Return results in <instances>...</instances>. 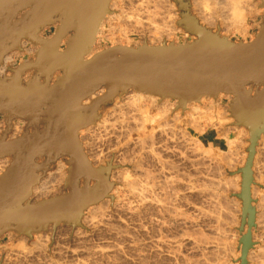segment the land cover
<instances>
[{"label":"rangeland","instance_id":"374dc122","mask_svg":"<svg viewBox=\"0 0 264 264\" xmlns=\"http://www.w3.org/2000/svg\"><path fill=\"white\" fill-rule=\"evenodd\" d=\"M149 2L145 0H112L109 10L110 15L114 18L111 21L110 19L106 20L107 17L104 19L103 30H101L100 36L97 32L95 37L99 39L96 40L97 42L94 45L95 53L115 46L136 48L147 44L155 47L171 43L177 46L196 40L194 36L185 33L182 28L177 26L182 11L178 9L173 1L166 0V3L165 0H161L159 3L157 0H150ZM184 2L188 4L190 14L201 27L234 44L252 42L259 34L264 16L261 0H251V5L253 4L254 7L247 17L244 32L234 31L233 28L231 29V25L229 26L228 20L225 19V22H223L224 18L220 17H216L217 22L213 23L214 25L207 24L201 19V14L197 11L196 6L192 5L191 0H184ZM152 3L153 5H151ZM128 6L132 8H130L131 11H128ZM145 6H147L146 9ZM150 9H152L151 15ZM146 11L147 13H145ZM148 14L150 18L155 19L154 22L156 21L155 24L148 23L149 26L151 25L152 30L148 29L151 34L147 30L149 27L146 24L147 22H144ZM225 14L227 15V13ZM125 15L142 18L143 26L147 25V28L143 27L144 29H141V26L140 29L139 26L137 28L141 32L142 30L148 32L143 31L142 34L138 32V29L134 27L135 24L131 23L133 21L128 22V16ZM171 25L173 26L172 29L176 31L173 33L174 35H169L164 28L169 29ZM154 27L158 29L156 32L159 36L155 34ZM160 28L162 32H160ZM135 30L137 31L135 32ZM148 34L149 36L155 34V36H151L147 40L148 37L146 38V36ZM151 39L152 41H159L150 43ZM126 42H129L128 45ZM133 93L134 91H131L126 93L127 95L124 94L115 98L113 103L100 110V119L95 125H91L90 129L88 126L89 130L85 128V130L82 129L79 132V142H82L84 154L94 168L105 167L108 163L115 167L108 177V181L112 185L108 197L84 210L78 227L61 223L55 229L49 226L47 230L33 234L32 238L17 235L14 232L5 234L8 235V240L5 239L6 241L0 243V264H264V256H262L264 254V134H261L259 140H257L253 158V183L251 186V200L253 201L251 206L254 210V222L250 230L248 247L245 254H243V239L248 234V224L247 221L243 223V205L238 196L242 190L240 170L244 168L246 163L249 136H247V129L236 126L235 121L230 117L228 110L232 97L219 95L217 98H203L199 103H192L190 106L188 104L184 110L177 108L175 100L165 99L163 101L157 98L158 101L153 103L154 106L148 100L145 105L139 108L138 112L123 109L122 117L119 116L120 108L122 109L121 106L124 105L122 103L128 102V95L131 96ZM100 94H103V91ZM100 94L93 95L90 100L84 102V105H88L91 100ZM166 100L167 102H165ZM116 110L119 114L116 113ZM166 110L170 113L165 115L166 118L161 121L164 126L163 131L160 130V133L159 131L155 132L156 128L151 125L153 123L152 119L159 116V111ZM113 111L118 115L114 113L116 116H112ZM143 116L148 119V124L142 132H139L137 129L139 125L137 124ZM105 119H108L111 124L114 123L115 126L101 129L100 123ZM135 119L138 122H135ZM224 120L225 122H221ZM1 121L2 118H0V123ZM19 121L23 132V129L26 128V122ZM196 124L198 125L193 127ZM5 126L6 124L3 125V127ZM12 129L11 134L15 131H12ZM124 130L125 132H123ZM2 133L3 130L0 137ZM209 133L217 135L225 143L220 150L204 147L198 141L199 136H205ZM150 134L153 136L150 137ZM20 136V134L15 135L14 140ZM146 137H148V141ZM137 139L142 140L139 142ZM228 139H235L236 141L235 155L232 158L228 157ZM165 145L166 147H163ZM169 147L172 148L170 150L173 153L169 151ZM163 148H166L167 152L164 151L165 149L162 150ZM94 154L98 156L96 162L93 160ZM110 154H115L114 164L109 157ZM4 159L7 158H3V163H0V167L5 166L0 175L11 162L10 158L7 159V162ZM41 161L38 160V162ZM66 161H68L66 158L59 159L50 166L45 174L39 173L41 178L34 187H39L40 184L42 185L43 182L48 181L53 174L59 172L58 169L61 164L64 166L65 177L59 187L57 186L53 192H50L39 201L33 199V187L30 198L31 202L33 201L32 203L63 196L68 192L64 186L68 176ZM165 161L170 165L168 166ZM145 174L147 175L145 176ZM124 175L127 178L126 181L134 178L133 181L142 183L146 190L144 194V199L147 198L144 200L146 202L143 201L141 204L142 200H139L141 198L138 199V197L136 198L126 191L128 190L125 187L126 183L121 178ZM147 176L152 179L147 178ZM138 178L141 180H138ZM158 178L160 180H156ZM153 182H156V184ZM163 182L169 185L165 187L166 184H163L164 187H162ZM145 186H148L149 189L147 190ZM126 192L130 193L133 199ZM134 199L140 202L134 201ZM129 203L132 204L130 205L132 207L129 206ZM123 204L126 206H123ZM91 215L95 218L91 219ZM101 216L103 217L101 218Z\"/></svg>","mask_w":264,"mask_h":264},{"label":"water","instance_id":"95a60500","mask_svg":"<svg viewBox=\"0 0 264 264\" xmlns=\"http://www.w3.org/2000/svg\"><path fill=\"white\" fill-rule=\"evenodd\" d=\"M182 13L177 26L196 38L191 43L140 47L115 46L91 54L98 29L111 14L112 0H0V65L22 40L39 50L35 60L0 79V159L10 158L0 175V238L9 232L32 235L62 224L80 226L83 211L108 197L110 163L94 168L79 142V132L95 125L99 112L130 91L171 99L177 108L203 98L231 96L230 117L249 132L240 170L243 223L248 247L254 222L252 165L257 140L264 134V16L259 34L234 44L201 27L184 0H172ZM264 8V0H261ZM55 26L54 35L40 33ZM61 47L63 50H61ZM32 71L25 83L22 77ZM88 105L85 101L101 93ZM15 119L27 123L23 134L8 140ZM66 158L67 193L32 203V188L50 166ZM38 160H42L38 162Z\"/></svg>","mask_w":264,"mask_h":264},{"label":"bare ground","instance_id":"6f19581e","mask_svg":"<svg viewBox=\"0 0 264 264\" xmlns=\"http://www.w3.org/2000/svg\"><path fill=\"white\" fill-rule=\"evenodd\" d=\"M114 1V0H113ZM127 1V0H126ZM146 2H148V3H150L149 1H147V0H145ZM153 1V0H152ZM159 3H160V1L161 0H157ZM163 1V0H162ZM172 1V0H171ZM192 1V5L195 7L196 6V9H198L197 11H199V13L201 14V16H202V18L201 19H203V22H205V23H209V24H213V23H216L217 22V19H216V17H220V18H224V20H222L223 22H225V19H226V21L228 22V23H230L229 24V26L231 25V29L233 28V30L234 31H245V26H246V21H247V17L249 16V14L251 13V11H252V8L254 7V5L252 6L251 5V0H191ZM165 2H166V0H165ZM144 3V2H143ZM158 3V4H159ZM162 3V2H161ZM164 3V2H163ZM162 3V4H163ZM167 3V2H166ZM165 3V4H166ZM126 4V3H125ZM130 4V3H129ZM141 4V3H140ZM132 5V4H131ZM141 5H143V4H141ZM145 5H148V4H145ZM150 5V4H149ZM151 5H153V3L151 4ZM150 5V6H151ZM156 5H157V3H156ZM156 5H154L155 6V8H157V6ZM256 5V4H255ZM133 6V5H132ZM135 6V5H134ZM136 6H139V7H141L140 5H136ZM174 6V5H173ZM143 7V6H142ZM158 7H160V6H158ZM125 8V7H124ZM127 8H129V6L127 7ZM131 8V7H130ZM130 8L128 9V11H131L130 10ZM138 8V7H137ZM147 8V6H145V9ZM151 8V7H150ZM172 8V7H171ZM132 9V8H131ZM149 9V8H148ZM160 9V8H159ZM226 11H225V10ZM135 10H136V8H135ZM140 10V9H139ZM143 10V9H142ZM141 10V11H142ZM151 10L152 9H150V15H151ZM155 10V9H154ZM157 10V9H156ZM224 10V11H223ZM123 11V10H122ZM140 11V12H141ZM161 11V10H160ZM169 11V10H168ZM196 11V12H197ZM137 12V11H136ZM139 12V13H140ZM148 12H149V10H148ZM154 12V11H153ZM123 13V12H122ZM121 13V14H122ZM124 13H126V12H124ZM129 13V12H128ZM145 13H147V11L145 12ZM225 13H227V15L225 14ZM134 14H135V12H134ZM137 14V13H136ZM132 15H133V12H132ZM132 15H130V17H129V15H125V16H128L127 17V19L129 20H127L128 22H131V21H133V22H131V23H133V24H135V28H137L138 26V28L140 29V26H141V29L143 28V27H145V28H147V25L146 26H143V20H142V18H133V16ZM146 15V14H145ZM150 15L148 14V16H146V21H144V22H147L146 24H152V23H154L155 24V22H154V18H153V20H152V18H150ZM152 15H154L153 13H152ZM155 15H156V13H155ZM163 15V14H162ZM165 15V14H164ZM168 15V14H167ZM173 15V14H172ZM124 16V17H125ZM132 16V17H131ZM160 16V15H159ZM169 16V15H168ZM200 16V17H201ZM141 17H143V16H141ZM162 17V16H161ZM112 18H114L113 16H107V19L106 20H108V19H110V21H111V19ZM167 18V17H166ZM169 18V17H168ZM160 19V18H159ZM171 19V18H170ZM115 20V19H114ZM163 20V19H162ZM164 20H165V18H164ZM163 20V21H164ZM169 20V19H168ZM113 21V20H112ZM123 21V20H122ZM162 21V22H163ZM170 21V20H169ZM168 21V22H169ZM107 22V21H106ZM159 22H161V21H159ZM222 22V23H223ZM130 23V24H131ZM102 24H103V22L101 23V25H100V30L98 31V35L100 36V33H101V30H103V26H102ZM149 24H148V26H149ZM153 24V25H154ZM169 24H170V22H169ZM227 24V23H226ZM225 24V25H226ZM157 26H158V24H156ZM214 25V24H213ZM111 26V25H110ZM114 26V25H113ZM112 26V27H113ZM131 26H133V25H131ZM151 26V25H150ZM149 26V27H150ZM156 26V27H157ZM165 26V25H164ZM168 26H170V25H168ZM167 26V27H168ZM111 27V28H112ZM147 28V30L149 29H151V27L150 28ZM153 27V26H152ZM161 27V26H160ZM163 27V26H162ZM125 28H127V27H125ZM137 28V29H138ZM157 28H159V26L157 27ZM165 28V30L168 32V34L169 35H174L173 33H175L176 31L175 30H173L172 28H173V26L171 25V28H169V29H166V27H164ZM138 29V32H141V30H139ZM144 29V28H143ZM154 29H155V27H154ZM154 29H153V31H154ZM161 29V28H160ZM146 30V29H145ZM144 31V30H142V32L144 31V32H148V31ZM152 30V29H151ZM158 29H155V32L157 31ZM164 30V31H165ZM227 30V29H226ZM232 30V31H233ZM119 31V30H118ZM137 30H135V32H136ZM142 32H141V34H142ZM143 32V33H144ZM160 32H162V29H161V31ZM178 32H179V30H178ZM236 32V33H237ZM118 33V32H117ZM126 33V32H125ZM133 33V32H132ZM148 33H150L151 34V32L149 31ZM166 33V32H165ZM130 34H131V32H130ZM140 33H139V35H141ZM155 34H157V36H159V34H158V32H156ZM155 34H153V35H150L149 36V34H148V36H146V38H147V40L152 36V37H154L155 36ZM161 34V33H160ZM97 35V34H96ZM124 35V34H123ZM126 35V34H125ZM124 35V36H125ZM146 35H147V33H146ZM168 35V36H169ZM114 36V35H113ZM112 36V37H113ZM142 36V35H141ZM145 36V35H144ZM156 36V38H158ZM175 37V36H174ZM106 38V37H105ZM114 38V37H113ZM140 38V37H139ZM101 39V38H100ZM153 39V38H152ZM152 39L149 41L150 43H154V42H157V41H159V40H157V41H152ZM159 39V38H158ZM96 40H99L98 39V37L95 39V43L97 42ZM122 40V39H121ZM127 40V39H126ZM119 41V40H118ZM131 41V40H130ZM148 42V41H147ZM94 43V44H95ZM119 43V42H118ZM127 43V42H126ZM129 43V42H128ZM128 43H127V45H128ZM134 44V43H133ZM158 44V43H157ZM160 45H161V43H160ZM35 47V46H34ZM33 51V50H32ZM12 54V53H11ZM18 54V53H17ZM14 55V54H13ZM23 55V54H22ZM7 56H8V54H7ZM11 57H12V55H11ZM6 59V58H5ZM1 69V68H0ZM3 70V69H2ZM2 72V71H1ZM1 75V74H0ZM28 78V77H27ZM100 92H102V90L100 91ZM131 92V91H130ZM100 94V93H99ZM127 95V94H126ZM130 95H128V97H129ZM126 97V96H125ZM127 97V100H128V102H125L126 103V105H125V103H122V104H124L123 106H121L122 107V109L120 108V107H118V108H120V111H119V113H118V111L116 112V113H118L119 114V116L121 115V117H122V114L121 113H123V109L124 110H135L136 112H138V110H139V108L140 107H142L143 105H145V102L146 101H148V100H150L151 101V103H152V105H153V103H155V102H157L158 100H157V98L155 97V96H153V95H149V94H142V93H139V92H134L129 98ZM124 98V97H123ZM229 98V97H228ZM164 101V100H163ZM165 102H167V100L165 101ZM116 104V103H115ZM114 104V105H115ZM161 105V104H160ZM192 105V104H191ZM154 106V105H153ZM159 106V105H158ZM161 106H163V105H161ZM189 106H190V104H189ZM219 106V105H218ZM115 107V106H114ZM147 107V106H146ZM172 107V106H171ZM106 108V107H105ZM149 108V107H148ZM162 108V107H161ZM137 109V110H136ZM164 110H165V107H164ZM125 112V111H124ZM158 112V111H157ZM160 113H159V116H156L154 119H152L153 120V123L151 124L152 126H154L155 128H156V130H154L155 132L156 131H159V133L161 132L160 130H162L163 129V124H162V120H164V118H166V116L165 115H167L168 113H170V112H168L167 110L166 111H159ZM115 111H113V115L112 116H114L115 114ZM125 113H127V112H125ZM124 113V114H125ZM132 113H134V112H132ZM178 113V112H177ZM176 113V114H177ZM118 114H116V115H118ZM135 114V113H134ZM139 114V113H138ZM115 115V116H116ZM126 115V114H125ZM136 115V114H135ZM178 115V114H177ZM127 116H128V114H127ZM173 117V116H172ZM120 118V117H119ZM125 118V117H124ZM135 118V117H134ZM137 118V117H136ZM209 118V117H208ZM120 119H122V118H120ZM138 119H139V117H138ZM214 119V118H213ZM110 120V119H109ZM212 120V119H211ZM210 120V121H211ZM116 121V120H115ZM114 121V122H115ZM120 121V120H119ZM139 123L137 124V125H139V127L137 128L138 130H139V132H142L144 129H145V127H146V125L148 124V119L145 117V116H143L142 117V119L140 118L139 120ZM137 121V119H135V122H138ZM25 122V121H24ZM112 122V121H111ZM117 122V121H116ZM121 122H122V120H121ZM124 122V121H123ZM221 122H225V120L224 121H221ZM227 122V121H226ZM20 121H19V123H13V124H15V125H13V126H11V128H13L12 129V131L13 130H15L12 134L11 133H9V135H11V136H9L8 135V140H14V137H15V135H17L18 136V134H20V135H22L23 134V132H22V130H21V127H20ZM194 123V122H193ZM192 123V124H193ZM209 123V122H208ZM214 123V122H213ZM22 124H23V122H22ZM101 125H100V128L101 129H107L109 126H112V128H113V126H115V124L114 123H110V121L108 122V119H105L104 121H102V123H100ZM120 124V123H119ZM134 124V123H133ZM210 124V123H209ZM225 124V123H224ZM3 125H5V122H1L0 123V134H1V132H2V130H3V132H4V128H6V126L5 127H3ZM19 125V126H18ZM27 125V124H26ZM167 125V124H166ZM198 124H196V125H193V127L194 126H197ZM212 125V124H211ZM98 126V125H97ZM90 127L91 126H89L88 128L90 129ZM134 127V126H133ZM213 127H214V125H213ZM87 128V129H88ZM120 128H121V126H120ZM129 128V127H128ZM214 128H216V127H214ZM88 129V130H89ZM125 129V128H124ZM135 129V128H134ZM197 129V128H196ZM236 129V128H235ZM85 130V129H84ZM92 130V129H91ZM112 130V129H111ZM120 130V129H119ZM127 130V129H126ZM199 130V129H198ZM225 130V129H224ZM243 130V129H242ZM87 131V130H86ZM163 131V130H162ZM227 131V130H226ZM106 132V131H105ZM110 132V131H109ZM123 132H125V130L123 131ZM154 132V133H155ZM114 133V132H113ZM3 134V133H2ZM246 134H247V132H246ZM110 135H111V133H110ZM120 135V134H119ZM123 135V134H122ZM122 135H121V137H122ZM128 135V134H127ZM155 135V134H154ZM158 135V134H157ZM161 135V134H160ZM167 135V134H166ZM116 136H117V134H116ZM124 136V135H123ZM151 136H153L152 134H150V137ZM247 136H249V132H248V134H247ZM12 138V139H11ZM19 138V137H18ZM119 138V137H118ZM117 138V139H118ZM153 138V137H152ZM240 138V137H239ZM249 138V137H248ZM100 139V138H99ZM120 139V138H119ZM144 139V138H143ZM146 139H147V141H148V137H146ZM145 139V140H146ZM138 140V139H137ZM142 140V139H141ZM140 140V141H141ZM236 140H237V137H236ZM249 140V139H248ZM259 140V139H258ZM83 141V140H82ZM97 141H98V139H97ZM139 141V140H138ZM139 141V142H140ZM144 141V140H143ZM150 141H151V138H150ZM167 141V140H166ZM93 142V141H92ZM138 142V143H139ZM146 142V141H145ZM144 142V143H145ZM163 142V141H162ZM82 143V142H81ZM136 143V142H135ZM142 143V142H141ZM240 143V142H239ZM249 143V142H248ZM92 144V143H91ZM163 144V143H162ZM165 144H166V142H165ZM235 144H236V141H235V139H228V157L230 156L231 158L233 157V155H235V150H236V146H235ZM242 144V143H241ZM99 145V144H98ZM141 145V144H140ZM143 145V144H142ZM92 146V145H91ZM170 146V145H169ZM163 147H166V145L165 146H163ZM168 147V146H167ZM161 149V148H160ZM165 149V150H164ZM168 149V148H167ZM170 149H172L171 147H169V151H171ZM99 150H100V148H99ZM113 150V149H112ZM162 150H164V151H166V148H163ZM176 150V149H175ZM169 151H168V153H169ZM89 152V151H88ZM92 152V151H91ZM163 152V151H162ZM167 152V151H166ZM167 153V154H168ZM171 153H173L172 151H171ZM179 153V152H178ZM123 154V153H122ZM182 154V153H181ZM180 154V156H182ZM226 154V153H225ZM264 154V153H263ZM114 155L115 154H110L109 155V157L112 159V161H113V164L115 163V161H114ZM119 155V154H118ZM184 155V154H183ZM245 156V155H244ZM94 158H93V160L96 162V160H98V156L97 155H95L94 154V156H93ZM101 157H102V155H101ZM185 157V156H184ZM125 158V157H124ZM8 159V158H7ZM7 159H4V160H6V162H7ZM236 159V158H235ZM2 160V161H1ZM92 160V161H93ZM91 161V162H92ZM101 161V160H100ZM123 161V160H122ZM162 161V163H163V160H161ZM161 161H160V163H161ZM183 161V160H182ZM5 162V163H6ZM98 162V161H97ZM166 162V161H165ZM233 162V161H232ZM0 163L2 164L3 163V159H0ZM94 163V162H93ZM100 163V162H99ZM166 163H168V162H166ZM256 163V162H255ZM96 164V163H95ZM164 164V163H163ZM163 164H162V166H163ZM172 164V163H171ZM229 164V163H228ZM97 165V164H96ZM166 165V164H165ZM170 164L168 163V166H169ZM6 166H7V164H6ZM262 166V165H261ZM5 166H3V167H0V173L3 171L2 169L4 168ZM166 167V166H165ZM60 169V170H59ZM58 169V171L59 172H57L56 174H53L52 175V177L48 180V181H46L45 183L43 182V184L41 185L40 184V186L39 187H34V189H33V199H34V201H39L41 198H44L45 196H47L50 192H53L55 189H56V187L58 186H60L61 185V183L64 181V177H65V172H64V166L61 164V166H60V168ZM161 169V168H160ZM164 169V168H163ZM168 169V168H167ZM165 170V169H164ZM261 170V169H260ZM5 172V171H4ZM113 172V171H112ZM124 172V171H123ZM119 174V173H118ZM160 174V173H159ZM260 174V173H259ZM120 176H121V174H119ZM147 174H145V176H146ZM164 176V175H163ZM125 177V178H124ZM149 176H147V178H148ZM152 177H153V180H154V176L152 175ZM260 177V176H259ZM120 178V177H119ZM122 178V181H125L124 183H126V188L128 189V190H126V191H128V192H130L133 196H135L136 198L138 197V199L139 198H141V199H139L140 201H141V204L143 203V201L144 200H146V199H144V194H145V192H146V190H145V188H144V186H142V183H137L138 181H133L132 179H134V178H130L131 180L130 181H126V176L124 175L123 177H121ZM129 178V177H128ZM141 178V177H140ZM140 178H138V180L140 179ZM142 178H143V176H142ZM144 178H146V177H144ZM149 178H151V177H149ZM157 178V177H156ZM171 178V177H170ZM152 179V178H151ZM150 179V181L152 182V180ZM168 179H169V177H168ZM168 179H167V182H168ZM43 180V179H42ZM129 180V179H128ZM135 180H136V178H135ZM141 180V179H140ZM156 180H160L159 178L158 179H156ZM170 180V179H169ZM235 180V179H234ZM256 180V179H255ZM112 181V180H111ZM174 181V180H173ZM119 182V181H118ZM146 182V181H145ZM149 182V181H148ZM166 182V181H165ZM176 182H177V180H176ZM231 182V181H230ZM154 183V182H153ZM153 183H151V184H153ZM169 183V182H168ZM171 183V182H170ZM173 183V182H172ZM38 184V183H37ZM139 184H141V185H139ZM154 184H156V182L154 183ZM158 184H160V183H158ZM157 184V185H158ZM166 184V183H162V187H164V185ZM177 184V183H176ZM144 185V184H143ZM146 185V184H145ZM148 185V184H147ZM150 185V184H149ZM148 185V186H149ZM156 185V186H157ZM167 185H169V184H166L165 185V187H167ZM172 185V184H171ZM171 185H170V187H171ZM232 185V184H231ZM141 186V187H140ZM148 186H145L146 187V189L148 190L149 189V187ZM153 186V185H152ZM237 186V185H236ZM148 187V188H147ZM151 187V186H150ZM154 187V186H153ZM158 187H160V186H158ZM169 187V186H168ZM231 187V186H230ZM155 188V187H154ZM151 189H152V187H151ZM163 189H165V188H163ZM170 189V188H169ZM234 189V188H233ZM254 189V188H253ZM155 190V189H154ZM154 190H152V191H154ZM58 191V190H57ZM56 191V192H57ZM164 191V190H163ZM168 191V190H167ZM59 192V191H58ZM128 192H126V193H128ZM214 192V191H213ZM212 192V193H213ZM55 193V192H54ZM53 193V194H54ZM130 193H128V195L129 196H131V194ZM257 193V192H256ZM52 194V193H51ZM215 194V193H214ZM214 194H213V196H214ZM253 194H254V192H253ZM125 196V195H124ZM146 196V195H145ZM148 196V195H147ZM127 197V196H126ZM217 197V196H216ZM54 198V197H53ZM131 198H132V196H131ZM214 198V197H213ZM133 199V198H132ZM123 200V199H122ZM135 200H137V199H134V201ZM139 200H137V201H139ZM260 200H262V199H260ZM136 201V202H137ZM139 201V202H140ZM149 201V200H148ZM227 201V200H226ZM253 201V200H252ZM33 202V201H32ZM105 202V201H104ZM130 202V201H129ZM144 202H146V201H144ZM219 202V201H218ZM36 203V202H35ZM121 203V202H120ZM131 203V202H130ZM129 203V206L130 205H132V204H130ZM134 203V202H133ZM217 203V202H216ZM220 203V202H219ZM227 203V202H226ZM261 203V202H260ZM125 204V203H124ZM123 204V206H126V205H124ZM262 204V203H261ZM115 205V204H114ZM127 205H128V203H127ZM138 205V204H137ZM145 205V204H144ZM143 205V206H144ZM220 205H222V204H220ZM229 205V204H228ZM252 205V204H251ZM102 206V205H101ZM142 206V205H141ZM263 206V205H262ZM121 207V206H120ZM130 207H132V206H130ZM217 207V206H216ZM260 207H261V205H260ZM99 208V207H98ZM119 208V207H118ZM122 208V207H121ZM121 208H120V210H121ZM137 208V207H136ZM150 208V207H149ZM148 208V209H149ZM256 208V207H255ZM100 209V208H99ZM123 209V208H122ZM125 209V208H124ZM127 209V208H126ZM129 210H131L130 208H129ZM134 210V209H133ZM140 209H139V207H138V211H139ZM123 211V210H122ZM127 211V210H126ZM91 212H92V209H91ZM132 212V211H131ZM137 212V211H136ZM222 212V211H221ZM262 212V211H261ZM94 213V212H93ZM97 213V212H96ZM95 213V214H96ZM99 213V212H98ZM239 213V212H238ZM89 214H90V212H89ZM220 214V213H219ZM218 214V215H219ZM93 216H94V214H92ZM91 215V216H92ZM96 215H98V214H96ZM95 215V216H96ZM121 215V214H120ZM134 215V214H133ZM259 215V214H258ZM90 216V215H89ZM93 216H92V218L91 219H94L93 218ZM103 216H101V218H102ZM217 218V217H216ZM96 219H98V218H96ZM108 219V218H107ZM102 220V219H101ZM89 221V220H88ZM93 221V220H92ZM98 221V220H97ZM107 221V220H106ZM91 222V221H90ZM96 222V221H95ZM101 222H103V221H101ZM165 222V221H164ZM257 224H259V223H257ZM100 225V224H99ZM258 227V226H257ZM219 231V230H218ZM219 233V232H218ZM9 234V233H8ZM18 235V234H17ZM39 236V235H38ZM8 237V236H7ZM13 238V237H12ZM252 240H254V239H252ZM262 256H264V254L262 255ZM255 260V259H254ZM264 260V259H263ZM259 261V260H258ZM262 261V260H261ZM260 262V261H259ZM257 264V263H256ZM261 264V263H260Z\"/></svg>","mask_w":264,"mask_h":264},{"label":"crops","instance_id":"0c3cea01","mask_svg":"<svg viewBox=\"0 0 264 264\" xmlns=\"http://www.w3.org/2000/svg\"><path fill=\"white\" fill-rule=\"evenodd\" d=\"M54 32H55V26L46 27L40 33V36L42 38H44V39H49V38H51L54 35ZM38 50H39L38 46L34 47V45L31 44L30 42L22 40L21 44L19 46V49L13 50L12 52H10L8 54V56L6 55L3 58L2 64L0 65V68H1L0 69V74H1L0 75V79L10 78L12 76V73H11L12 70L17 69L23 63L29 62L31 60H35V55L38 52ZM61 50H63L62 47H61ZM94 53H95V49H94V46H93V50H92L91 54H94ZM11 55H12V57H11ZM32 76H33V72L32 71L26 73L22 77L23 83L27 82ZM0 118H2L1 122H5V117L4 116H0ZM19 120L20 119L13 120L12 123H11V126L14 125L13 123H15V124L19 123ZM24 130H25V128L23 129V132H24ZM198 141L204 147H212L214 149H219V150L221 149L222 145H225V143L223 142V140L221 138H219L217 135L210 134V133L206 134L205 136H199ZM7 236L8 235L2 236L0 238V243L8 240Z\"/></svg>","mask_w":264,"mask_h":264}]
</instances>
